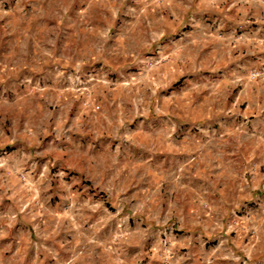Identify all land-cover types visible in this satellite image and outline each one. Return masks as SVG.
I'll use <instances>...</instances> for the list:
<instances>
[{"label": "rangeland", "instance_id": "rangeland-1", "mask_svg": "<svg viewBox=\"0 0 264 264\" xmlns=\"http://www.w3.org/2000/svg\"><path fill=\"white\" fill-rule=\"evenodd\" d=\"M194 2L35 0L31 20L0 4V221L61 234L65 264H86L92 249L97 264H164L194 228L209 258L225 235L247 258L263 251L264 131L242 116L201 130V79L215 56ZM88 117L102 133L79 136ZM11 263L24 261L0 262Z\"/></svg>", "mask_w": 264, "mask_h": 264}, {"label": "crops", "instance_id": "crops-1", "mask_svg": "<svg viewBox=\"0 0 264 264\" xmlns=\"http://www.w3.org/2000/svg\"><path fill=\"white\" fill-rule=\"evenodd\" d=\"M194 1L199 8L195 14L199 15L200 20L210 21L205 27H201L200 32L205 37V46L208 47L210 54L213 53L212 56H215V60L210 61L209 66L204 69L206 79H201L199 117L201 130H204L205 134L219 133L224 131L227 125L234 126L235 119L242 116L248 118L250 126L264 131V77L246 79L248 70L264 68V0ZM2 3L14 11L17 19L33 18L24 7L34 4L35 0H0V4ZM89 36L90 34L78 33L76 42L78 51L88 50ZM225 51L231 52V60H225L224 57L221 60ZM192 120L190 116L185 122L194 124ZM94 121L95 119L91 120L88 117L85 125L78 128L79 136L90 132L102 133L86 126ZM262 178V174H255L252 182L253 191L258 192L263 187ZM262 206L264 205H258L257 208L261 210L264 208ZM34 227L35 223L22 219L21 216L10 222L0 221V262L20 260L24 263L19 264H27V261L33 260L35 264H46L42 260L53 259L55 264H65L67 259L64 254L65 243L63 238H58L61 234L55 235L51 231L46 232L48 236L41 234V237H38L35 235ZM51 227L58 229V224L52 226L50 224L44 228ZM194 229L195 232H199L200 237L190 231L183 251L177 254L171 247L170 258L165 260L164 264H264V249L258 255L247 258L241 252V247L234 243L235 240L226 235L210 249L213 255L209 258V249L206 245L209 239L204 237L199 229ZM223 233L225 234V231ZM158 240L160 242L161 239ZM255 240L256 238L249 235L246 242L251 246L255 244ZM103 249L112 256L110 247L106 249L104 246ZM92 251L93 259L86 264H97L98 260H102L95 258L97 255L95 249ZM119 251L122 255V246L119 247ZM72 262L75 264V259ZM103 264H126V260L110 257L103 259Z\"/></svg>", "mask_w": 264, "mask_h": 264}, {"label": "built area", "instance_id": "built-area-1", "mask_svg": "<svg viewBox=\"0 0 264 264\" xmlns=\"http://www.w3.org/2000/svg\"><path fill=\"white\" fill-rule=\"evenodd\" d=\"M249 77L251 79H253V78H259V77H264V68H262V69H252L249 72Z\"/></svg>", "mask_w": 264, "mask_h": 264}]
</instances>
